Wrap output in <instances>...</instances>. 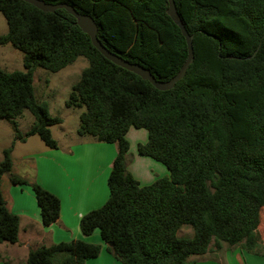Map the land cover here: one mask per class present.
Wrapping results in <instances>:
<instances>
[{
    "label": "trees",
    "instance_id": "1",
    "mask_svg": "<svg viewBox=\"0 0 264 264\" xmlns=\"http://www.w3.org/2000/svg\"><path fill=\"white\" fill-rule=\"evenodd\" d=\"M65 3L90 16L98 39L112 53L169 81L184 65L188 46L168 15V0H43ZM181 22L194 36V62L174 89L150 82L107 60L66 10L46 13L23 0H0L8 33L0 44L24 53V71L0 67V120L29 111L34 123L17 133L0 162V245L19 242L20 218L7 206L3 177L14 167L17 140L39 136L58 149L51 128L62 123L35 94L34 73H58L84 57L66 107L83 109L77 134L116 144L108 179L110 197L80 222L85 236L99 230L122 264H196L211 245L264 255L258 229L264 212V0H174ZM145 130L138 154L166 166L169 177L142 186L127 168L130 129ZM30 185L44 226L60 218L59 198ZM184 226L193 237L180 236ZM101 246L82 240L41 246L26 264H85Z\"/></svg>",
    "mask_w": 264,
    "mask_h": 264
},
{
    "label": "crops",
    "instance_id": "2",
    "mask_svg": "<svg viewBox=\"0 0 264 264\" xmlns=\"http://www.w3.org/2000/svg\"><path fill=\"white\" fill-rule=\"evenodd\" d=\"M132 129L127 134L130 143L128 170L142 186L169 177L165 165L138 154L137 147L147 143L148 133ZM58 146V149H39V157L34 159L33 182L59 198L60 218L50 227L44 226L33 189L23 193L14 189L11 205L7 202V206L20 218L19 242L0 245V264L27 261L31 250L73 240L101 246L100 255L88 259L85 264H122L108 250L109 245L103 241L99 230L85 236L80 228L81 219L103 207L110 197L108 179L118 153L117 145L81 137V140L74 142H58Z\"/></svg>",
    "mask_w": 264,
    "mask_h": 264
},
{
    "label": "rangeland",
    "instance_id": "3",
    "mask_svg": "<svg viewBox=\"0 0 264 264\" xmlns=\"http://www.w3.org/2000/svg\"><path fill=\"white\" fill-rule=\"evenodd\" d=\"M7 33V21L0 12V37ZM23 63L24 53L22 51L14 48L11 44H0V67L2 69L8 72L24 71ZM88 66V60L80 57L74 64L58 73H52L42 68L37 69L34 73V88L37 100L40 103L48 105L52 116L62 119L61 124L54 125L51 128L54 138L62 144L65 141L74 142L81 140V137L77 134V130L80 124L79 116L84 108H68L66 107V100L69 97L72 86L79 81L82 72ZM15 122L17 123V128L14 126L13 121L0 120V162L3 159V151L13 145L16 134L20 133L26 136L34 123V117L26 110L23 117L16 119ZM41 148L48 147L39 136L28 137L25 142L21 140L15 142L13 149V170L6 174L2 180V190L9 205H11L14 189L22 193L32 190L30 185L12 184L10 178L12 175H17L29 183H33L35 177L34 159L39 157V149ZM262 217L258 234L264 245V212ZM193 234L194 231L190 226H184L179 232V235L184 237H193ZM189 260L196 264H264V255L262 253H248L239 246L229 247L227 244H224L222 250L218 251L211 245V249L206 254L191 256ZM17 264H26V261H19Z\"/></svg>",
    "mask_w": 264,
    "mask_h": 264
},
{
    "label": "water",
    "instance_id": "4",
    "mask_svg": "<svg viewBox=\"0 0 264 264\" xmlns=\"http://www.w3.org/2000/svg\"><path fill=\"white\" fill-rule=\"evenodd\" d=\"M23 1L35 6L39 10L46 13H54L57 10H66L71 16H73L77 20V25L81 28V30L85 34H87L91 38L93 46L107 60L111 61L115 65L125 70L135 73L143 80L150 82L159 91H169L174 89L176 84L185 78L189 67L194 62V58H195L194 46H193L194 36L188 32L186 26L181 22L174 0H168L169 9L167 13L179 26L183 36L186 39L188 46V57L184 65L179 70V72L172 79L166 82L157 80L152 75L150 70L144 68L143 66L139 64L130 63L121 56L114 54L110 50H108L98 39V26L96 22L90 16L78 13L73 6L65 3L48 4L43 0H23ZM108 245L113 246V243H109Z\"/></svg>",
    "mask_w": 264,
    "mask_h": 264
}]
</instances>
